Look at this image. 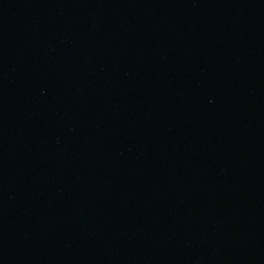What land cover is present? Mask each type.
Wrapping results in <instances>:
<instances>
[{"label": "water", "instance_id": "95a60500", "mask_svg": "<svg viewBox=\"0 0 264 264\" xmlns=\"http://www.w3.org/2000/svg\"><path fill=\"white\" fill-rule=\"evenodd\" d=\"M0 264H264V0H0Z\"/></svg>", "mask_w": 264, "mask_h": 264}]
</instances>
